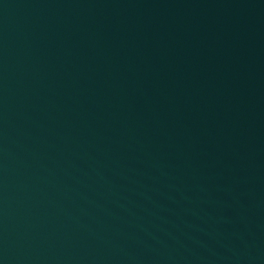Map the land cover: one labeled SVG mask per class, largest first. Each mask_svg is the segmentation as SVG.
Segmentation results:
<instances>
[{"label":"water","instance_id":"water-1","mask_svg":"<svg viewBox=\"0 0 264 264\" xmlns=\"http://www.w3.org/2000/svg\"><path fill=\"white\" fill-rule=\"evenodd\" d=\"M0 264H264V0H0Z\"/></svg>","mask_w":264,"mask_h":264}]
</instances>
